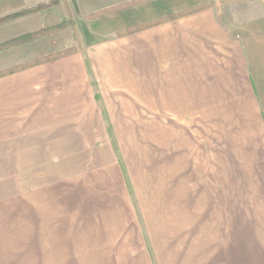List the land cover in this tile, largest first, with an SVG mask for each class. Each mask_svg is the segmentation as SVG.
I'll return each mask as SVG.
<instances>
[{
  "label": "crops",
  "instance_id": "0c3cea01",
  "mask_svg": "<svg viewBox=\"0 0 264 264\" xmlns=\"http://www.w3.org/2000/svg\"><path fill=\"white\" fill-rule=\"evenodd\" d=\"M2 3L0 13L9 10ZM201 4L86 56L77 50L0 76V178L100 158L71 208L85 204L84 223L110 233L115 256L127 247L137 254L124 247L131 239L153 264H174V249L183 264H264V0L246 16L221 0H141L99 19L100 29ZM45 16L39 23L49 25ZM16 31L0 26V44ZM25 46L0 50V68ZM21 209L27 239L30 226L44 225L36 207Z\"/></svg>",
  "mask_w": 264,
  "mask_h": 264
},
{
  "label": "rangeland",
  "instance_id": "374dc122",
  "mask_svg": "<svg viewBox=\"0 0 264 264\" xmlns=\"http://www.w3.org/2000/svg\"><path fill=\"white\" fill-rule=\"evenodd\" d=\"M13 1L14 0H10L9 2L8 0L0 1V10L3 9L1 2H4L2 4L7 3L4 7L9 6V10L1 12L0 17L7 13L30 8L39 2H47L49 0ZM57 1L58 3L54 6L47 8L48 10L45 9L47 11L39 10L28 12L13 20L0 21V26L10 24L14 27L15 31L22 29V26L24 28L25 26L29 28L24 32L23 29L20 30L22 33L19 31H16L19 33L14 32L15 37L13 38H16V41L24 39L26 37L24 34L26 33L36 32L40 27L62 25L64 23L63 28L58 32H53L34 39L32 38L26 42L19 41L17 44L12 45L16 46L28 43L29 46L23 48V50H25L23 54L20 53L16 55L18 59L16 60L17 63L5 68H0V74L6 72L13 66L32 62L52 52L75 49L74 52L78 50L80 53L81 50H83V55L86 56L87 52L93 48L94 44L117 41V37H120L117 35V32L133 26L128 25L122 29L123 27H111L109 24H106L100 29L99 19H103L105 16H110V14L118 13L119 11L121 12L124 9L108 12L102 16H94L93 14H97V12L102 9H109L110 7L122 4L116 2V0ZM132 1L124 2L127 3L125 6L129 8L132 4H138L136 2L132 3ZM221 1L225 4L224 8L227 10L229 8L237 10L239 15L243 14L244 16H246L252 8L256 9V6L260 9V4L262 2V0ZM11 4H13L12 7H10ZM205 4L207 5V3ZM205 4L199 6L204 8L206 6ZM30 14L31 17L29 16ZM32 15L35 17V22L31 21ZM42 16L48 18L47 22H50L49 25L43 22V24L39 23L41 20L40 17ZM12 21L15 22L14 25L11 23ZM38 23L41 25H38ZM19 36L20 38H17ZM27 47H29L28 51H26ZM91 52L92 50L89 53ZM26 54L28 56H26ZM84 56L83 58H85ZM22 58L25 59V61H22ZM97 148L101 147H93V149ZM20 149L21 147H14L13 155L15 159L21 158V153L18 151ZM86 158L87 156L85 155L84 159ZM101 163H103V161L100 158L97 161L85 160L84 162L72 164L63 161L61 169L56 170L59 174L58 176L48 174L55 173L56 171L48 172L42 170L40 172H31L40 173L39 176L22 177L21 173H23V171L19 169L14 171V177L0 178V223L6 225L4 236L0 235V264H153L155 259L150 257V251L147 250L146 245L144 243L141 244L142 247L140 251L138 244L134 243L131 239L124 247L129 245L134 246L136 250H138L137 254L130 257L129 254L131 252L128 251L129 247H127L120 250V252L124 251V256L121 258L115 256L114 254L119 251L115 250L113 252L111 250L110 245L112 240L109 239L110 233L108 232L109 235L98 233L101 226H88L84 223L86 219L83 217L84 214L80 212L79 208L80 206H85V204H77L76 210L71 208V195L73 194V189L74 194H78L79 187L86 181L84 176L93 170L95 171L98 170V168H102ZM15 164L20 165L21 162H15ZM57 165L58 164H56V166ZM50 166L52 167L53 164L50 163ZM76 168L78 170H76ZM83 171H85L83 173L84 175H80ZM77 172L80 176L74 175ZM95 180L96 179H94V181ZM78 197L80 202V192ZM84 197L83 195L81 198L83 199ZM22 202L29 203L31 213L34 212L35 207L37 208L35 212L39 214L44 225L39 227L40 231L37 233H33V226H30L29 229L31 228V231L27 239L22 236L20 237ZM35 215L38 216L37 214ZM73 215H75L76 220L72 219ZM108 231H110V227H108ZM107 246H109L110 250ZM170 261L174 264H183L180 253L175 249L174 258L170 259Z\"/></svg>",
  "mask_w": 264,
  "mask_h": 264
},
{
  "label": "trees",
  "instance_id": "16d2710c",
  "mask_svg": "<svg viewBox=\"0 0 264 264\" xmlns=\"http://www.w3.org/2000/svg\"><path fill=\"white\" fill-rule=\"evenodd\" d=\"M140 1L141 0H134V1H132V3H135V2L138 3ZM57 3H58L57 0H49L47 2H39L36 5L31 6L30 8L21 9V10H18V11H13L11 13H7V14H5V15L0 17V21L13 20V19L18 18V17H20L22 15L27 14L28 12L45 10V9H47L49 7L54 6ZM126 4L127 3H122V4H119V5L110 7L109 9H102V10L98 11L97 14H93V15L94 16H102V15L107 14L108 12H114V11H119L121 9H126V8H128V7L125 6ZM127 6H129V5H127ZM200 8H201L200 6H192V7L186 8V9L180 11V12H177V13H170V14L166 15L165 17H161V18H158V19L153 20V21L142 22L140 24L133 25V26H131L129 28H126L124 30H121V31L117 32V35L121 36V35L130 34V33H133V32H137V31H140L142 29L148 28L152 24H157V23H159V22H161L163 20H166V19H174V18H176L178 16L191 13V12L197 10V9H200ZM63 26H64V23L62 25L43 26V27H40L34 33H26V34H24L26 37L24 39H22V40L16 41V38H11V39L7 40L6 42L0 44V50H2L4 48H7V47H10V46H12L14 44H17V42H19V41H25L26 42V41L31 40L32 38L34 39V38H38V37H41V36H46L47 34H50V33H53V32H58V31H60L63 28ZM17 38H20V36L17 37ZM74 51H75V49H67L65 51H61V52L57 51V52H52V53L43 55L39 59L34 60L32 62H29V63H26V64H22V65L13 66L12 68L8 69L6 72L1 73L0 76H2L4 74H8V73H12V72L21 70V69L29 67V66L36 65V64H39V63H42V62H46V61H50V60L56 59V58H58L60 56H64V55L72 53Z\"/></svg>",
  "mask_w": 264,
  "mask_h": 264
}]
</instances>
